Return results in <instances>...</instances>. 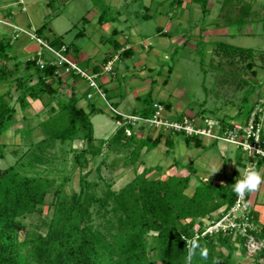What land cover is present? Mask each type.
Listing matches in <instances>:
<instances>
[{
  "label": "trees",
  "instance_id": "trees-1",
  "mask_svg": "<svg viewBox=\"0 0 264 264\" xmlns=\"http://www.w3.org/2000/svg\"><path fill=\"white\" fill-rule=\"evenodd\" d=\"M230 1L235 0H227L226 5H230ZM237 2L240 17L235 21H228V24H245L251 21L250 17L255 12L251 3L240 4L239 0ZM205 5L206 0L201 4L203 16L208 11ZM113 19L115 17L112 16L105 18L103 13L98 16L99 23ZM115 34L114 29L107 41L118 50L122 45L114 39ZM46 43L56 50L64 47V54L73 50L59 37ZM215 43L216 55L223 56L231 63H245L246 74L243 77L239 75L240 79L237 81L232 80L236 83V89L246 87L231 120H236L242 115L243 120H246L262 98L259 92L261 84L256 78V67L264 70V49L255 53L252 48L222 41ZM7 46L10 44L0 41V58L5 61L9 59ZM130 53V48L119 52L123 56ZM41 55L43 56L42 51L38 50L33 58L24 61L23 75H17L21 61L15 62L10 68L6 63L0 65V82L17 83L16 100L20 109L28 106V98L42 100L48 108L47 118L38 123L42 138L29 143L27 150L21 154L14 149L13 154L18 156L15 163L0 168V264H188L187 251L193 239L198 241L201 248L207 249L208 256L207 259H202L200 249H197L191 264H264V224L258 223L256 212L250 213L251 218L248 216L253 227L247 226L243 233L231 229L205 231L208 226L206 220L215 221L219 217L217 211L228 208L236 199L234 184L243 178L238 171L224 173L215 177L216 179L212 178L213 175L199 178L193 192L187 194L185 190L189 186L192 170L186 175L171 174L166 178H161V173H157L155 177L148 176L152 171H161V167L156 164L144 167L124 186L114 190L112 181L101 175L105 157L100 158L94 171L89 167L90 162L103 153L102 143L95 144L90 120L93 113H100L101 110L93 103L88 104V111L78 106L73 92L68 97L60 98L62 93L59 87L63 83L68 84L59 72L65 64L46 61L40 67L38 60ZM108 60L109 57L105 55L102 65ZM256 61L260 62L257 64ZM99 66H94L89 71L97 73L102 68ZM69 74L80 77L73 70H70ZM235 74L238 75L237 72ZM112 75H115V71ZM32 77L36 78L33 83L30 82ZM166 81L167 77L165 83ZM251 95L253 96L250 98ZM54 99L56 102L51 105L50 102ZM104 99L109 102L105 93ZM11 100L8 87L0 93V139L1 134L15 121L16 107ZM155 101L158 100L150 99L149 91L147 97L143 98L145 107L130 115L150 118L154 113ZM158 102L166 110L172 108L170 101ZM109 104L114 107L110 102ZM205 110L206 108L200 109L195 115L202 119L211 117L218 120L221 124L220 134L231 126L227 115H215L214 112L218 108L212 111V116H205ZM176 113L166 119L181 121L184 116H188L183 112ZM113 115L116 120H122L121 115ZM126 128L130 130L129 135L125 133ZM31 129L29 126L22 129L24 136L29 137ZM149 129L150 126L144 122L133 124L131 121H122L107 138V149L128 148V159L123 164L128 167L142 161L141 154L149 152L161 142L166 146L165 152L168 153L169 149L173 148L175 134H182L188 146L201 147L203 144V138L199 135H187L183 131L163 127H152L156 132L149 135ZM75 139L83 142L79 150L71 145ZM217 141L212 138L210 145ZM57 143L61 147L68 144L66 150L74 152L73 159L79 169V188L70 194L63 189L64 182L56 183L46 174L47 167L37 169V166L56 159L54 153L47 155L46 150L53 148ZM4 145L0 141V158L4 157ZM261 147L264 149V130L261 131ZM174 163L177 164L176 160ZM263 163L264 156H257L254 168L257 169ZM84 169L87 170L83 172ZM93 172L98 178L89 181L87 176ZM66 178L68 177H64ZM100 183L103 186L101 192L97 190ZM48 193H51L50 201L46 200ZM246 196L248 198V194ZM46 204L52 210L50 214H43ZM34 213L38 214V221L27 223L25 217ZM250 237L254 244H257V248L252 253V259L244 263L240 259L249 254L247 251ZM237 250H240L238 256L235 253Z\"/></svg>",
  "mask_w": 264,
  "mask_h": 264
},
{
  "label": "rangeland",
  "instance_id": "rangeland-1",
  "mask_svg": "<svg viewBox=\"0 0 264 264\" xmlns=\"http://www.w3.org/2000/svg\"><path fill=\"white\" fill-rule=\"evenodd\" d=\"M205 0H198L194 1V3H197L199 6L203 4ZM126 2V3H124ZM235 3L237 0L234 1ZM240 4H245L246 2H250L252 4V9H255V12L251 15L250 20L254 22H248L251 23L252 31L246 32L245 26L246 24H233L237 27V32L234 34V37L232 38L233 41H229L228 38L220 39V41L226 43H231L232 45H238L246 48H252L255 50V53H257L260 50L264 49V7L261 8L262 4L264 3V0H239ZM143 4H147L145 0H127L123 1L121 3L120 8H115V5H112V7L107 5V0H54L52 7L54 8L57 6V8H60L59 15L53 19H51V22H47V26L44 32L40 34L39 36L43 38V35L45 34L48 39H52L55 37H59L63 43L71 49L77 48L79 50V56L86 55V57H90L89 61H76L73 55V52H69V57L76 61L77 64L85 68L83 65H86V63L95 64V62L99 61V59L107 53V49L112 50L113 48L111 44L108 43L107 37L109 35L103 34L102 30H98V25H95L96 19L98 16L103 13L104 17H116L118 15L114 9H118L122 13L124 17L127 18L128 25H133L131 27L132 29H140V33L144 37H149L150 41L153 42L156 46L159 47L160 55L155 59L158 62L159 65L154 66V70L149 71V76H141L139 74L138 67L142 64H139L138 66L133 65V59L129 58L128 60H123V62L117 61L115 65L113 64V61H110V65L112 67L111 71H107V66L104 64L102 66V72L105 74L101 75L104 77L111 76L113 79L112 81L115 82L116 85L121 84L120 88H118L115 92L117 94L121 93H127V91L131 90L133 87H135L132 83L134 80H137V82H144L145 78L153 77V79L156 78V76L160 73L164 75L166 69H168L170 66L172 67L173 71L169 76L167 77L169 82L171 81V84L167 88L169 91V88H173L175 86H179V88L186 91V97L187 101L189 103V106L187 110L193 112L196 114L197 110H202L203 108H206L205 112L203 113L205 116H212L216 108H218L215 115L223 117L224 115H227L228 120H231L233 118V115L237 111L238 104L241 101V96L243 94V90L246 86L243 88H237L236 89V83L235 81L240 79L241 75L242 77L246 74L244 65L245 63L242 61H237L236 63L228 62V60H225L223 56L216 55L214 52L215 50V40H212L211 45H206L205 42H203L202 39L196 40L193 42L195 45V48L189 47V44L186 45H174L172 47L162 46L157 44L158 38H155L154 32L156 29V26L158 25L155 20L154 16L155 14V8L156 4L149 3V7H143ZM165 6H169V1L164 2ZM192 4V5H193ZM239 4V5H240ZM108 6V7H107ZM194 6V5H193ZM208 7V3L206 1V5ZM232 5H229L231 7ZM253 9V10H254ZM152 11V12H151ZM151 12V13H150ZM150 13L152 15L151 18L146 17L144 18V14ZM54 17V14H53ZM230 19L232 21H235L238 17H240V13L230 14ZM191 18H193V15H191ZM214 21V20H213ZM197 24L198 27L201 26V21L195 22L193 19H191L190 25L193 26L194 24ZM126 29V28H125ZM17 30V29H16ZM187 30V29H186ZM19 32V37L17 40H13V36L9 34L11 43L13 45L7 46L8 49H10L11 53L14 55V52H12L13 47H15L18 43L24 42L26 39V35L23 30H17ZM103 34V38L99 41L97 40V37L99 35L97 34ZM28 35V34H27ZM31 39H33L32 42H35V47L37 46V51H42L43 56L41 55V61L42 62H50L55 61V63H58V58L55 56L51 51L44 45L39 44L37 42L35 37H31L28 35ZM9 40H5V42H8ZM31 42V43H32ZM218 42V41H217ZM190 43V40L189 42ZM192 43V41H191ZM30 46V45H29ZM211 48V51L208 52V49ZM176 49V50H175ZM162 51H170L168 52V58L163 57ZM145 55L150 57L151 52H147V50L142 51ZM175 52V53H174ZM96 53V54H95ZM94 55V59L91 60L92 55ZM34 57V52L30 50L28 53L20 54L18 56V59L21 61V67L18 66L17 75H23L25 73V69L23 67L24 61L30 58ZM260 61H256L258 64ZM106 66V67H105ZM221 66V67H219ZM117 69V76L112 75L113 70ZM257 69V80L261 84L259 88L260 95L264 99V70L260 67H256ZM235 72L238 73V75L235 74ZM125 73V77H121V75ZM68 74L67 72H62V78L65 80V75ZM99 74L97 76V83L99 87L104 91L106 99H108V96H111L113 94L110 91V87L108 85H102L99 80ZM134 80H133V78ZM250 77V76H249ZM14 78V76H13ZM80 78V77H79ZM35 77H32L30 82H35ZM68 79V78H67ZM81 80H84L83 78H80ZM150 79V78H149ZM70 79H68L69 81ZM235 80V81H232ZM255 80V79H254ZM66 81V80H65ZM86 82V81H85ZM168 82V83H169ZM69 83V82H68ZM75 83V81L73 82ZM87 83V82H86ZM162 84V83H161ZM160 83H158L159 87H162ZM56 85V84H55ZM156 84L151 85V89H154ZM17 86V83L12 81L11 83L4 82L2 84V90H6V88L10 87V95H11V102L16 107V113H15V121H12L10 126L1 134L0 141L5 144L4 145V157L0 158V168H5L11 164H14L17 157L13 154V150L21 154L28 148V144L31 142H36L39 139L42 138L43 134L41 131L40 126L38 123L48 116V108L45 105L42 100L37 101L28 98L29 104L24 109H20L19 105L17 103L16 97L18 95L17 90L15 89ZM88 86V84H87ZM84 91H80L79 99L77 105L82 106L88 111L89 106L87 107L85 102H92L97 104L100 107H103L101 104H104L109 110V113H93L90 116V120L93 125V134L95 137V144H101L102 143V154L95 158V160L91 161L89 164V167H92V170L94 171V167L97 163H99L101 157H105V164L101 168V175L105 177L106 179H110L113 183L112 188L114 190H117L124 186L130 179L134 177V175L138 172H141V170L146 166H154L159 165L161 167V171L157 172L152 171L148 174V176H157V173H161L159 176L161 178H166L168 175H171L170 169H168L169 163L176 160L175 169L181 170L185 169L188 171H193L191 174L189 186L186 188L185 192L187 194H191L193 192L194 186L199 182V178L203 177H211L212 175L215 176V173L212 174V168H210V165L208 161L201 162L200 160L196 162V160L193 163H189L188 159H186L187 154L192 155V152L195 150L191 149L194 147L186 146L184 137L182 134H175L173 136L174 144L173 149H169L168 153L165 152L166 146L163 142H161L157 147L150 150L147 153L141 154V160L135 163L133 166L129 165L128 167H125L124 161H126L129 155V149L126 147H122L120 149H116L115 147L107 149V138L111 136L117 127L120 126V122L116 121L112 116L113 113L107 106L105 99H103L99 93L91 88ZM150 89V88H149ZM60 90L65 92L67 95L71 93V89L69 86L62 85L60 86ZM78 90V87L76 88ZM166 90V89H165ZM179 89L176 88L175 93L179 94ZM143 91V92H147ZM79 92V91H78ZM77 92V93H78ZM91 93V96L88 98L87 94ZM174 91H172L173 93ZM157 93V92H156ZM155 95L150 93V99H160L162 96L159 92ZM141 99L143 102V98L147 97V94L141 93ZM144 94V95H143ZM81 95V97H80ZM115 95V93H114ZM183 95V94H182ZM181 95V98L183 97ZM254 95V94H253ZM251 95L250 98L253 96ZM65 95L60 94V98L64 97ZM154 96V97H153ZM57 99V98H56ZM170 100L173 99L172 97L169 98ZM82 101H85L84 103ZM141 100L135 99L134 97L129 98L128 100H125L123 103V107L117 109L118 111H123L126 114L132 113L134 109L141 106ZM51 105L55 104V101L50 102ZM175 104V103H174ZM184 104L183 102H179V105ZM248 105V104H246ZM136 107V108H135ZM164 107V106H163ZM247 107V106H246ZM165 108V107H164ZM137 109V111H138ZM119 111V112H120ZM165 111V109H164ZM122 113V112H120ZM122 113V114H125ZM133 113H136L135 111ZM165 114V113H164ZM230 117V119H229ZM200 117H195L194 122L195 124H202ZM244 119V115L238 117L236 120H231L233 122L235 121H242ZM29 126L31 129L30 136H24V133L22 129ZM153 126L150 127L148 130L149 135H154L156 132L155 129H152ZM155 127V126H154ZM139 132V131H138ZM145 133V132H144ZM147 133V132H146ZM141 135V133H140ZM138 135V136H140ZM142 136V135H141ZM203 138L202 141L208 142L209 141V147L212 142V138L210 137H201ZM218 142H221V144H225L226 142L220 140ZM226 143L225 145H227ZM72 147L79 150L83 146V142L79 139H75L72 142ZM210 147V151L208 152H214L218 155V158H220L221 161L228 160V157H234L236 156V160L238 158H242L247 164L249 162L247 155L245 152H243L238 146L234 144H228L229 150L227 152L224 151H218L217 147L213 146ZM68 144L61 147L60 144L54 145L53 148H49L46 150L47 155H53V153L56 155V159L52 160L42 166H37V169H42L43 167H47L46 174L53 178L56 183L64 182L63 183V189L67 194H70L73 190H78L79 188V169L77 167V164L75 163L73 156L74 152L70 150H66V147ZM62 148V149H61ZM64 150V151H63ZM144 150V148L141 150V152ZM203 150H207V148H203ZM17 152V153H18ZM207 153H201L203 156L204 154L208 155ZM210 155V153H209ZM220 156V157H219ZM193 158V157H192ZM248 165V164H247ZM252 168L255 167V165H251ZM264 168V167H263ZM87 169H84L83 172H85ZM235 170L240 171L241 173L244 172V166L239 167V165H235ZM261 176L264 177V169H258ZM180 172L185 173L184 170H181ZM180 174V173H178ZM243 176V174H242ZM64 177H68L64 179ZM98 175L93 172L90 175L87 176V179L89 181H95L97 180ZM215 178V177H212ZM216 179V178H215ZM103 189L102 183H100L98 187V191L101 192ZM261 197V194H259ZM51 193H48L46 200L50 201ZM253 208V205H252ZM51 208L48 207V205H44L43 207V214H50ZM253 211L256 212L253 208ZM218 212V211H217ZM25 221L28 222H37L38 221V214H31L25 217ZM208 223V221L206 220ZM258 223H262L258 219ZM22 237V236H21ZM248 255L244 257L243 259H240L244 263H248L252 259V253L255 248H257V244H254L253 240H250L248 243ZM237 256L240 254V250H237L235 252Z\"/></svg>",
  "mask_w": 264,
  "mask_h": 264
},
{
  "label": "crops",
  "instance_id": "crops-1",
  "mask_svg": "<svg viewBox=\"0 0 264 264\" xmlns=\"http://www.w3.org/2000/svg\"><path fill=\"white\" fill-rule=\"evenodd\" d=\"M53 1L54 0H0V41L5 42V40H9L6 43L13 45V43H11L10 37H8L10 36L9 34L13 36V40H17L19 37V32L17 30H23L28 35H30L29 33L34 34L41 40L48 42L50 39H48V37L45 34L43 35V38H41L39 36V32H41L40 34H42V32L45 31L44 28H46L47 22L50 23L51 19L59 15L60 8H57V6L53 8L52 7ZM123 1H127V0H107V5L112 7V5L116 4L115 8H120V5L121 3H123ZM145 1L147 2V4H143V7H149L148 6L149 3L156 4V6H154L155 8L154 10L156 14V16H154V20L158 25L156 26L154 36L155 38H158L157 40L158 45L172 47L174 45L181 46V45L189 44V47L195 48V45L193 44V42L196 40L202 39L203 42H205L206 45L209 46L212 44L213 39L215 40V42L220 41V39H224V38H228L229 41H233L232 38L234 37V34H236L237 32V27L234 26L233 24H228L227 22L231 20L230 14L232 15V14L240 12L237 6L238 2L235 3L234 1H230L229 4L232 6L229 7L228 4L226 5L227 0H206L208 3V7H207L208 11L206 12V15L203 16L201 12V6H199L197 3L193 4L194 2L193 0H145ZM165 1H169V6H165L164 4ZM263 4L261 8L263 7ZM114 10L118 14L116 15L115 19L111 21H105L103 23H99L98 18H97L95 25H98L97 27L98 30L101 29L103 34L107 33V35H110L112 30L115 29L116 34L114 35V39L122 45V48L118 50L114 48H111L112 50L107 49V53L104 54L99 59L98 62L96 61L95 64H91V65L89 63H86V65H83L85 67L84 69L92 70L94 66H98V65H100L99 68L102 67L104 65V64L102 65V60L104 59L105 55H107L109 57L108 62L113 61L114 65L117 61L123 62V60H128L129 58H132L134 66H138L139 64H142L138 67L139 74H141V76H145V75L149 76L150 74L149 71L154 70L155 65H159L155 59V57L157 58L160 55L161 51L159 50V47L153 44V42L150 41L149 37L142 36L139 28L132 29L131 27H133V25H128L127 18L124 17L123 11L122 13H120L121 11H119L118 9H114ZM150 13L144 14V18L145 17L146 19L147 17L151 18L153 13L152 14ZM53 14H54V17H53ZM191 15H193V18H191ZM191 19H193V21L195 22L201 21L202 23L201 26L198 27L196 23L193 26H191L190 25ZM250 22H254V21L251 20ZM245 24H246L245 31L251 32L252 31L251 23L247 22ZM27 34H24L26 35V39L24 40V42L18 43L15 47H13L12 52H14V55L11 53L10 49H8L9 59L5 61V60H2V58H0V65L3 63H6V65L10 68L13 66V64H15V62L17 61L20 62V59H18V56L20 54L28 53L30 50L34 52V55L36 54L38 47L37 46L35 47V42H32L33 39H31ZM103 34L102 33L101 35L97 34L99 35V37H97L98 41L103 38ZM189 40H190V43H188ZM125 48H130L131 50L130 55L123 56L119 54L120 50L125 49ZM144 50H147L148 53L151 52L150 57H148L142 52ZM72 51L75 57L74 59L77 62L78 61L80 62L89 61L90 57L87 58L86 55H83V54L79 56L78 54L79 50L77 48L76 49L73 48ZM210 51H211V48L208 49V52ZM162 52L164 54L163 57L168 58L167 53L170 51H162ZM95 54L92 55L91 60L94 59ZM224 59L226 60V58ZM169 68L165 70L166 72L163 73L164 75L159 73L155 79H153V77L151 76V77L145 78L144 82H137V80H134V78L132 77L134 80L132 84L135 87L127 91V93H125L124 91V93H121V95L115 92L118 88H120L121 84L116 85L115 82L112 81L113 79L111 78V76H108V77L101 76L102 74L103 75L105 74L104 72H102V68L97 73L99 74L98 78L100 80V83L102 85L103 84L106 86L108 85V87H110V89L112 90L110 91V94L111 92L113 94H111V96H108L107 100L116 109L123 107L124 101L128 100L131 97H134L137 100L140 99L142 102V99L140 98L142 96L141 93L147 94L150 91V93L152 92V94L155 95L156 92L157 93L162 92L160 93L162 96L160 99H152V100H158V101L167 100L171 102L172 110L165 109L164 111L165 117L174 115L175 112H177L176 114L183 112L184 115L195 116L196 118L200 117L198 115H195L193 112L187 110L189 103L187 101L185 90L179 88V86H175L173 88H169V91H168L167 88L171 84V81L169 82L167 78V81L165 83V78L168 77L169 74H171L173 71L171 66ZM113 71H115V77H116L117 69ZM125 76H126L125 73L121 75V77H125ZM65 77H66L65 80L67 81V83L68 82L69 83L68 84L63 83L62 85L70 87L71 92L75 94L77 98V103H78V100H80L78 97L80 94V91L86 92V90L89 89L88 88L89 86H87V83L84 80H81L77 76L66 74ZM67 78L70 80L68 81ZM74 81L75 83H73ZM3 83L4 81L0 82V87H2ZM158 83L160 84L162 83L161 84L162 87H159ZM153 84H156V85L154 89H151V85ZM77 87H78V90H76ZM176 88L179 89L178 90L179 94L175 93ZM1 89L2 88H0V90ZM7 89L8 88H6V90ZM146 90L148 91L143 92ZM4 91L5 90H2L0 93ZM172 91L174 92L172 93ZM60 92L66 97L69 96L62 90H60ZM181 95L183 96L182 98H181ZM171 97L173 99L170 100L169 98ZM37 101L40 102L39 99H37ZM53 101L56 102V99H54ZM82 102L84 103L85 101H82ZM179 102H183L184 104L179 105ZM89 103H92V102L90 101L85 102L87 107L89 106L88 105ZM93 104L95 107H98L101 110L100 113L102 112H105L107 114L109 113V110H107L108 108L104 104H101L103 107H100L95 103ZM143 107H145L144 102L141 103V106H139V109L135 107L136 109H134L133 112L134 111L138 112ZM173 110H175V112ZM120 112L125 113L123 111H120ZM196 112H198V110ZM112 117L115 119L114 116ZM199 119H201V117ZM116 121L120 122L119 120H116ZM208 143L209 141L208 142L203 141V144L201 147L191 148L195 151L192 152V155L187 154L186 159H188V161L192 163L195 160L196 162H198L199 160L201 162L208 161L210 168L216 167L218 169V171L215 173V176L213 175L214 177H219L224 173L230 174L233 171H238V170H235V165L237 164L239 165V167L244 166V172L247 170L246 163H244L245 161L242 158H238L236 160L235 158L236 156H234L231 158L228 157V160L226 161H221L220 158H218V155L216 153L212 151L208 152L210 151L209 149L212 146L210 145L209 147ZM225 144H221V142L217 141L216 143H214L213 146L217 147L218 151L227 152L229 150V145L228 144L225 145ZM190 147H193V146H190ZM203 148H207V150L204 151ZM207 152H208V155L204 154L203 156L201 154V153H207ZM175 167L176 166H175L174 161L169 163L168 169H170L172 174L186 175L188 173L187 170L182 169V168L181 170H184L185 173L180 172L181 170L177 171ZM263 167H264V163L261 164L258 167V169H264ZM238 172L240 173V176H242V174L244 173V172L241 173L240 171ZM259 194H261V197L259 196ZM248 200L251 203V205H253L254 210L258 214V219L264 224V183L260 185V188L258 191L248 193Z\"/></svg>",
  "mask_w": 264,
  "mask_h": 264
},
{
  "label": "built area",
  "instance_id": "built-area-1",
  "mask_svg": "<svg viewBox=\"0 0 264 264\" xmlns=\"http://www.w3.org/2000/svg\"><path fill=\"white\" fill-rule=\"evenodd\" d=\"M29 33V32H28ZM31 37H35L39 44L46 46L51 52L58 58L59 64H65L63 70H59L60 73L73 70L76 74L80 75V78L85 79L88 86L95 89L101 97L104 98V93L97 83L98 74L91 72L87 69L80 67L75 61H73L69 54H64V47L56 50L49 46L45 41L36 37L34 34L29 33ZM40 54V52H38ZM40 67L44 65L41 59L38 60ZM107 71H111L112 67L110 62L106 64ZM105 66V67H106ZM88 98L91 96L89 92ZM107 106L113 114L121 115L123 121L144 122L148 126H155L156 129L163 127L164 129H173L175 131H183L187 135H199L201 137L215 138L218 141L222 140L228 144H234L238 146L243 152L246 153L249 162L246 164V169L252 168V164H256L257 156H264V149L261 147V131L264 130V99H259L253 109L251 110L248 118L243 121H231L229 120L230 127H227L220 134L221 124L215 118L205 117L202 124H195L194 118L184 116L181 121H170L164 116V107L158 101L153 102L154 113L150 118H143L139 115L122 114L115 107H112L109 102L106 101ZM127 135L130 134L129 129H125ZM253 159V160H252ZM242 179V178H240ZM252 205L245 195L242 199L236 195V199L233 204L226 209H219V217L215 221H209L208 226L205 229L206 232L213 230L226 229L238 230L242 233L246 230L247 226L253 227L251 223L250 213L252 214ZM251 218V217H250ZM252 240L250 237L249 241Z\"/></svg>",
  "mask_w": 264,
  "mask_h": 264
},
{
  "label": "clouds",
  "instance_id": "clouds-1",
  "mask_svg": "<svg viewBox=\"0 0 264 264\" xmlns=\"http://www.w3.org/2000/svg\"><path fill=\"white\" fill-rule=\"evenodd\" d=\"M217 171L218 169L216 167L212 168V174ZM262 183H264V177L261 176L259 170H257L256 168H248L243 173V178L235 182L233 191L239 198L242 199L246 194L258 191ZM197 249H200L201 258L207 259V249L201 248L198 241L196 239H193L192 241H190L187 251L188 264H191V260L193 256L196 255Z\"/></svg>",
  "mask_w": 264,
  "mask_h": 264
}]
</instances>
